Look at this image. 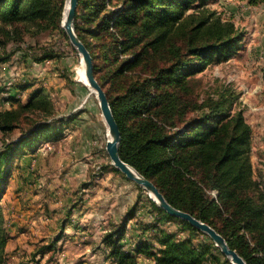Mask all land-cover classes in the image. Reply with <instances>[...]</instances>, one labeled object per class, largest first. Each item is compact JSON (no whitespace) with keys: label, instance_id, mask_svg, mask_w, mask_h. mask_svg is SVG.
Masks as SVG:
<instances>
[{"label":"trees","instance_id":"1","mask_svg":"<svg viewBox=\"0 0 264 264\" xmlns=\"http://www.w3.org/2000/svg\"><path fill=\"white\" fill-rule=\"evenodd\" d=\"M240 1L248 6L264 4V0ZM65 2L0 0V21H47L69 39L61 28ZM208 2L79 0L76 33L92 54L96 78L120 127L121 158L154 182L174 207L216 229L248 264H264V190L253 177L250 125L242 112L231 115L225 102H213L207 112L189 118L183 104L189 78L211 63L229 60L243 40L235 23L207 9ZM191 9L196 10L187 14ZM52 109L43 92H34L19 109L0 111V132L13 131L23 112L49 118ZM58 133L56 123H40L11 154ZM2 157L0 183L8 175L1 172L8 156ZM150 201L161 217L203 234ZM125 226L104 239L116 264H140L142 258L151 264H204L219 261L214 250L224 256L220 264H231L210 237L196 247L190 240H176L158 230L157 249L144 238L126 248L130 243H122ZM5 242L0 215V252Z\"/></svg>","mask_w":264,"mask_h":264},{"label":"rangeland","instance_id":"2","mask_svg":"<svg viewBox=\"0 0 264 264\" xmlns=\"http://www.w3.org/2000/svg\"><path fill=\"white\" fill-rule=\"evenodd\" d=\"M206 7L235 23L243 40L229 60L189 78L183 104L188 118L207 112L216 101L225 102L231 115L242 112L251 127L253 177L264 190V4L209 0ZM80 65L78 51L50 22L0 21V111L19 109L37 91L53 108L49 118L23 112L13 131L0 132V161L8 156L1 162V172L8 175L0 183L6 239L0 264H114L104 239L125 225L121 242L130 243L126 248L144 238L157 249L158 230L196 247L208 243L207 235L161 217L147 191L112 165L107 126L95 93L78 79ZM45 121L56 123L61 134L11 154ZM213 252L219 261L204 264L224 261ZM148 261L142 258L140 264Z\"/></svg>","mask_w":264,"mask_h":264},{"label":"water","instance_id":"3","mask_svg":"<svg viewBox=\"0 0 264 264\" xmlns=\"http://www.w3.org/2000/svg\"><path fill=\"white\" fill-rule=\"evenodd\" d=\"M78 4L79 0H66L61 26L66 32L71 44L81 57V61L84 65L85 78L88 82L87 87L95 93L98 100L109 135L106 143V151L111 159L112 165L128 179L145 189L150 198L169 215L190 223L193 227L210 237L231 264H248L236 250L229 246L227 240L216 229L199 220L192 214L174 207L168 202L154 182L144 177L133 166L126 163L121 158L119 148L122 141V133L120 127L113 114L108 96L96 78L92 54L76 33L75 21Z\"/></svg>","mask_w":264,"mask_h":264},{"label":"bare ground","instance_id":"4","mask_svg":"<svg viewBox=\"0 0 264 264\" xmlns=\"http://www.w3.org/2000/svg\"><path fill=\"white\" fill-rule=\"evenodd\" d=\"M78 79L83 83L85 84L86 86L88 85V82L85 78V72H84V65L81 61V65L78 69ZM93 92V91H92ZM107 137L109 138V135H108V131H107Z\"/></svg>","mask_w":264,"mask_h":264},{"label":"crops","instance_id":"5","mask_svg":"<svg viewBox=\"0 0 264 264\" xmlns=\"http://www.w3.org/2000/svg\"><path fill=\"white\" fill-rule=\"evenodd\" d=\"M110 260V259H109ZM149 262V261H148ZM104 264H108L107 262L106 263H104ZM114 264H116L115 262H114Z\"/></svg>","mask_w":264,"mask_h":264}]
</instances>
